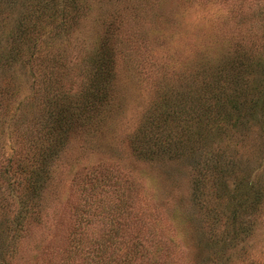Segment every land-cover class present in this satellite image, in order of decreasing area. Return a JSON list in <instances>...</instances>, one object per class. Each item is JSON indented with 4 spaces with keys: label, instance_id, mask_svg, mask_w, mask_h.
<instances>
[{
    "label": "trees",
    "instance_id": "obj_1",
    "mask_svg": "<svg viewBox=\"0 0 264 264\" xmlns=\"http://www.w3.org/2000/svg\"><path fill=\"white\" fill-rule=\"evenodd\" d=\"M99 1L0 0V182L7 184L0 185L1 264L13 263L17 251L12 245L32 226L29 223H41L47 194L71 145L85 149L86 144H98L109 120L122 113V66L128 64L124 67L131 69L134 64L130 53L138 50L141 38L136 32L146 34L151 28V33L163 36L152 24L158 21L155 10L161 8L159 1L138 0L141 3L135 1L132 7L107 11L96 19L101 34L91 43L81 41L85 52L77 53L81 57L75 69H81V85L75 91L69 90L65 74L41 69L36 75L31 62L34 58L36 63L44 49H38L33 35L43 29L42 23L52 24L54 14L61 18L49 34L53 45H42L51 47V58H61L77 49L70 47L78 40V35L70 40L73 24L85 21L93 12V2ZM178 21L176 18L173 26ZM134 23L137 29H132ZM258 28L259 35L233 41L215 62L205 57L191 70L164 75L156 85L153 82L144 109V115L149 114L140 119L139 133L128 137L137 161L163 164L175 160L189 169L190 207L176 205L171 221L185 228L179 239L191 251L204 255L195 264H231V255L243 250L256 222L264 216V169L258 175L249 174L235 160L247 140L264 137V25ZM40 66L36 63V68ZM23 91L25 97L20 98ZM9 140L12 155L5 159L4 143ZM224 146L232 148L231 155H224ZM256 157L249 168L259 162ZM4 160L6 166L2 167ZM98 170L93 168L92 176L103 173ZM114 179L109 173L105 182ZM119 180L126 186L111 185L118 190L117 201L109 210L112 232L95 239L76 220L73 246L66 254H82L81 264H166L154 258L161 249L146 237L151 232L140 237V229L131 230L129 217L140 208L133 198L138 187ZM88 181L92 194L102 179ZM161 218L159 215L158 220ZM236 258L244 261L241 256Z\"/></svg>",
    "mask_w": 264,
    "mask_h": 264
},
{
    "label": "rangeland",
    "instance_id": "obj_2",
    "mask_svg": "<svg viewBox=\"0 0 264 264\" xmlns=\"http://www.w3.org/2000/svg\"><path fill=\"white\" fill-rule=\"evenodd\" d=\"M135 1L138 0L93 2L92 14L85 21L73 24L70 40H74L77 35L78 40L76 43L72 42L70 47L77 49H70L61 58H51V47H42L44 43L53 45L49 42V34L51 29H56L53 25L61 20L54 14L55 18H50L53 23H42L43 29L33 35L37 37L38 49H44L36 61L41 65L40 68H36L34 58L31 62L33 72L37 75L43 69L65 74L64 80L69 83V90L75 91L79 84L81 85V69H75L81 57L77 53L85 52L80 45L81 41L85 44V41L91 43L101 34L100 23L96 21L100 14L132 7L137 4ZM158 1V5H161L159 10H155L158 21L153 20L151 23L158 26L157 31H161L163 36L160 38L159 34L151 33V28L146 34L136 32L141 38L138 37V50L130 53L134 64L131 69L130 66L124 67L128 64L122 66L123 87L121 83L119 92L122 113L109 120V125L104 134H101L98 144H86L85 147L88 148L85 149L78 144H72L65 153L47 194V210L41 223L30 222L32 226L12 245L17 254L11 264H81L82 254H66L73 246L71 237L74 236L72 232L75 221L83 223L80 228L84 233L87 230V236L95 239L108 236L113 230V215L109 210H112L118 195V190L114 191L115 187L111 185L115 184L118 188L120 184L124 188L126 186L124 181L119 179H126L138 187V195H133V198L138 199L140 208H133L134 211L128 220L129 226L134 232L140 229V237L141 233L151 232V235L146 237L153 239L152 243H157L161 249L159 255L154 258L166 264H195L196 260L200 259L201 263L204 258L203 254L198 255L195 250L191 251L188 245L179 239L178 235L185 228L174 226L173 220L171 221V213L176 205L183 204L186 209L190 207L192 176L189 169L175 160L163 164L137 161L128 147V137L136 132L142 116L149 114L144 115V109L153 93V82L156 85L164 75L171 76L188 68L191 70L205 57L208 61L215 62L216 58L233 46V41L247 40L258 34V26L261 28L264 25V0H186V4L183 0ZM154 3L153 1L150 5ZM126 17L128 19L131 16ZM176 18L179 19L178 24L173 26ZM131 27L138 28L135 23ZM74 30L78 33H74ZM246 40L244 43H247ZM61 41H65V38ZM257 41H260L259 37ZM25 94L23 91L20 98L25 97ZM136 133H139V130ZM10 144V140L4 143L5 159L12 155ZM230 146H224L225 156L233 152ZM238 154L235 158L237 167L240 165V170L247 169L249 174L255 172V175H258L264 169V137L247 140L245 145L239 147ZM254 157L259 162L249 168L248 163L252 162ZM5 163L4 160V165L1 166H6ZM93 168L103 170V173L95 172L92 176ZM9 171L12 172V169ZM109 173L115 177L113 183H109L110 186L105 182ZM96 178L102 181H98L99 188L94 194H90L91 185L88 180ZM0 185L7 186L1 182ZM126 191L131 195L130 188ZM127 200L133 201L131 197ZM159 215L162 217L160 220ZM131 230L129 236L133 233ZM180 236L182 237V234ZM249 240L243 250L236 254L237 257H243L244 261L237 259L234 253L231 255V264H264V216L256 222ZM74 243L77 244L76 241Z\"/></svg>",
    "mask_w": 264,
    "mask_h": 264
}]
</instances>
